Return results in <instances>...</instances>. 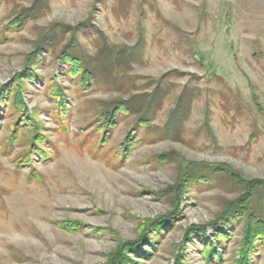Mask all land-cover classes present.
Wrapping results in <instances>:
<instances>
[{"label": "rangeland", "instance_id": "1", "mask_svg": "<svg viewBox=\"0 0 264 264\" xmlns=\"http://www.w3.org/2000/svg\"><path fill=\"white\" fill-rule=\"evenodd\" d=\"M32 1L15 0L22 7ZM10 13L11 5L2 0L0 90L8 87L9 92L0 105V264H107L117 243L137 239L140 220L174 211V186L189 163L224 165L244 180L264 181V0H50L49 12L19 31L8 28ZM84 21L92 28L78 39L89 55L100 45L97 31L118 50L140 44V57L124 78L134 83L132 93H148L162 78L152 128L136 130L138 145L125 158L119 145L133 116L119 117L100 146L93 107L129 94L107 87L83 94L75 80L62 75L50 52L33 62L40 78L22 84L32 123L17 122L19 111L12 108L15 77L29 68L26 56L43 31L52 24ZM171 72L185 75L164 77ZM56 87H63L67 97V133L51 115ZM182 93L191 104L181 136L160 138ZM34 123L46 135L41 147L52 155L47 161L26 155ZM15 124L21 135L11 145ZM26 158L30 164L17 168ZM30 173L41 176V182ZM199 175L207 182L201 178L185 188L181 217L170 230L153 234L152 242L141 243L147 255H135L133 264H175L176 257L183 264L239 259L244 222L233 221L228 240L220 242L207 229L219 258L216 253L207 258L202 241L185 240L189 226L214 221L224 203L243 193L225 176ZM250 207L257 214L264 211V196L255 195ZM62 222H77L82 231L69 232ZM250 255L253 264H264V244Z\"/></svg>", "mask_w": 264, "mask_h": 264}, {"label": "trees", "instance_id": "2", "mask_svg": "<svg viewBox=\"0 0 264 264\" xmlns=\"http://www.w3.org/2000/svg\"><path fill=\"white\" fill-rule=\"evenodd\" d=\"M4 1L7 5H11V18L7 26L17 31L22 30L27 22H34L42 18L50 10V0H33L28 7L18 6L15 0ZM101 2L103 3L104 0H101ZM89 28H92L90 21H84L75 26L52 24L43 31L34 42L33 50L26 56L25 63L29 68L15 77L17 85L14 89L12 108L19 111L18 118L16 119L17 122H22L24 126L32 123L23 103L21 94L23 90L22 84L24 81L32 83L40 78L32 68L35 65L33 62L43 60V55L46 52H50L55 56V63L57 62L58 67L62 68V75L70 80H75L83 94H88L98 87H107L111 91L129 94L127 98L117 97L110 101L99 102L98 105H94L93 107L95 110L93 123L98 124L93 132L100 135V146L107 143L108 137L115 128L119 117L133 116V126L119 145V152L122 158H125L138 145V142L133 137L136 130L138 128H152L151 122L156 111L160 108L163 96V90L160 88V80L162 78L153 83L154 89L152 91L148 93H132L131 88H136L134 87V83H129L124 78L127 70L140 57V44L137 43L133 47L118 50L109 45L104 35L97 31L98 36H100V45L95 47L96 51L92 56L88 54L78 39L79 34H87L86 31ZM115 70L117 71L115 72ZM171 75L183 76L185 74L171 72L164 77ZM8 92V87L1 88L0 105L4 103ZM183 93L176 99L175 107L170 111L163 129L159 132L160 138H180V129L189 115L191 104L190 97ZM53 96L55 110L52 111L51 115L62 131L67 133L68 126L63 121V117L68 114L65 106L67 97L63 91V87H56ZM29 128L31 140L27 143L28 149L25 152L28 154L26 155L30 154V157L34 155L42 161L49 160L52 155L41 147L46 143V135L42 133L40 125L34 123ZM20 135V129H16V124L11 126L9 143L12 145L16 140L18 141ZM209 135L212 136L210 132ZM250 140L253 141V138L251 137ZM168 157L165 156V160ZM158 160H161V157H158ZM24 164H30L27 158L17 168L24 166ZM202 171H209L214 176H225L236 185L241 186L243 193L234 200L224 203L222 211L214 221L203 226H189L184 234L185 240L193 243L192 239L196 238L199 242L202 241V244L205 246L206 257L208 258L216 253L213 257L219 258L217 251L208 242L207 229L210 228L213 239L220 242L228 240L229 235H227L226 231L233 221L244 222L243 236L240 242V257L238 260L233 261V264H253L250 254L256 252L258 245L264 244V211L259 212L258 214L260 215H258L252 210L250 205L255 195L260 194V196H264V181H247L228 166L201 163H189L182 168L181 179L174 186V211L154 219L140 220L137 228V239L117 243L115 249L107 255V264H133L132 258L135 255L146 256L147 251L142 247L141 243L146 242L147 239H150L152 242L151 238L153 234L161 235L164 230L172 228L175 220L181 217L180 205L183 202L182 196L185 188L201 178H203L202 182H207L204 177L199 175ZM29 177L38 182H41L42 178L33 173H30ZM60 226L69 232L78 233L82 231L77 222H62ZM94 231L99 233L101 229H95ZM175 264L183 263L179 257H176Z\"/></svg>", "mask_w": 264, "mask_h": 264}]
</instances>
